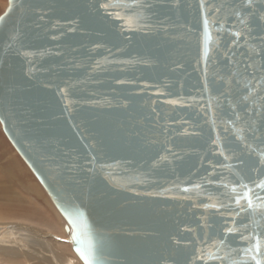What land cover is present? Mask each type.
I'll return each instance as SVG.
<instances>
[{"label": "water", "instance_id": "1", "mask_svg": "<svg viewBox=\"0 0 264 264\" xmlns=\"http://www.w3.org/2000/svg\"><path fill=\"white\" fill-rule=\"evenodd\" d=\"M201 3L6 0L0 13L2 130L95 264H255L225 228L264 233L259 210L233 223L231 191L264 178V0Z\"/></svg>", "mask_w": 264, "mask_h": 264}, {"label": "rangeland", "instance_id": "2", "mask_svg": "<svg viewBox=\"0 0 264 264\" xmlns=\"http://www.w3.org/2000/svg\"><path fill=\"white\" fill-rule=\"evenodd\" d=\"M5 5L6 0H0V13ZM65 224L0 126V264H37L21 249L13 251L20 246L28 250L37 236L75 258L76 264H82L72 251ZM11 227L15 228L9 234L7 229ZM9 243L13 245L11 248Z\"/></svg>", "mask_w": 264, "mask_h": 264}, {"label": "snow or ice", "instance_id": "3", "mask_svg": "<svg viewBox=\"0 0 264 264\" xmlns=\"http://www.w3.org/2000/svg\"><path fill=\"white\" fill-rule=\"evenodd\" d=\"M205 5L203 3H201V7L203 8ZM101 7L107 9L109 7V4H103L101 5ZM209 8L212 7L211 4L208 5ZM206 23V21H205ZM233 35L237 38V40L241 37L242 33L240 32H235L233 33ZM236 41H233V43H235ZM248 68H253L255 69V65L254 64H246L245 65V70H247ZM262 73H264V69H261ZM257 83H259V81H257ZM245 99H247V97H245ZM172 103H175V101H171ZM236 120H240L241 117L239 115H237L235 117ZM231 123V121H230ZM244 129L240 128L239 132L241 133L240 136L237 137V139H241L243 138V133H244ZM256 139H260V137H256ZM262 143H264V140H261ZM249 147H251V145H249ZM257 154L260 157V163L264 164V151H258ZM221 155H223V153H221ZM212 181H208V183H211ZM251 183V187L249 183H245V182H241L238 186L233 185L231 188V191L235 194L234 195V203L239 206V211L235 213V215L233 216V223H235L236 217H240L241 214L244 213H248L249 210H251V215L253 217L256 216L257 211H260V215L262 218H264V197L260 196V195H255V200L258 202L255 206L253 204V196L252 194L255 193V189H264V178L259 179V181H250ZM196 187H200L199 185H196ZM225 187H228V185H225ZM237 187H239L242 191H237ZM246 201V206L241 205V201ZM207 207V205H206ZM211 207L213 208H224L227 207L226 205H217V204H213L211 205ZM228 215H232L231 212L228 213ZM225 223H227V220L225 221ZM250 224H259V221H254V220H248L247 223H242L240 228H236V227H227L225 228V234L227 233H232V232H240V239L245 241V242H249V246L244 247L242 249H239V251H241L243 253L244 256L248 257L249 259H251L252 261L255 262V264H264V249L261 248L260 244H259V240L262 236H264V233L261 232H252V231H248L249 229V225ZM190 231V229H189ZM244 232H248L247 235H244ZM256 240V243H250L251 240ZM74 241H75V251L77 252V254L80 256V258L84 261V264H95V255H94V251L91 247H89V249L87 251H84L81 249V247L79 246V240L78 237H74ZM221 246L225 245V241L223 239H221L219 241ZM199 251V250H198ZM231 251H236V249H231ZM197 260H203L204 257L203 255L197 256L196 257ZM217 259L220 260H224L225 257L221 256V257H217ZM191 264V262H190ZM231 264H237V261L233 260L231 261Z\"/></svg>", "mask_w": 264, "mask_h": 264}, {"label": "bare ground", "instance_id": "4", "mask_svg": "<svg viewBox=\"0 0 264 264\" xmlns=\"http://www.w3.org/2000/svg\"><path fill=\"white\" fill-rule=\"evenodd\" d=\"M1 126V124H0ZM2 129V127H1ZM3 131V130H2ZM4 133V132H3ZM5 135V134H4ZM6 136V135H5ZM7 138V137H6ZM9 140V139H8ZM10 142V141H9ZM11 143V142H10ZM13 146V145H12ZM40 183V182H39ZM42 186V185H41ZM44 189V188H43ZM45 191V190H44ZM46 192V191H45ZM47 194V193H46ZM49 197V196H48ZM50 199V198H49ZM51 201V200H50ZM53 204V203H52ZM55 207V206H54ZM57 210V209H56ZM58 211V210H57ZM60 214V213H59ZM61 215V214H60ZM63 218V217H62ZM64 219V218H63ZM65 221V220H64ZM15 228V227H14ZM14 228H8L7 231L9 234L12 233V230ZM5 230V229H4ZM2 231V230H1ZM11 232V233H10ZM67 232V231H66ZM68 234V241H69V232ZM28 234V233H27ZM33 234V233H32ZM29 235V234H28ZM31 235V234H30ZM36 236V235H35ZM34 236V237H35ZM13 242V241H12ZM70 242V241H69ZM10 244V243H9ZM18 245V243L16 242ZM71 244V242H70ZM11 248L13 245H8ZM20 246V245H19ZM15 247V246H14ZM39 247V248H37ZM29 249L26 250L24 247H15L13 248V251H17L18 249L24 251V255L28 256L27 258H31L33 262H37V264H76V259L73 258L72 256H69L65 253H63L61 250L58 248L52 247L50 242L42 237H38L34 239V245L28 247ZM72 248V244H71ZM26 250V251H25ZM73 251V249H72ZM5 252V251H4ZM74 252V251H73ZM5 254V253H4ZM78 260L84 264L81 259L77 256V254L74 252ZM5 256H9L5 254ZM34 264V263H32Z\"/></svg>", "mask_w": 264, "mask_h": 264}]
</instances>
